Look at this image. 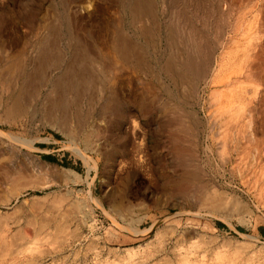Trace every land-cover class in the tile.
I'll return each mask as SVG.
<instances>
[{
	"label": "rangeland",
	"instance_id": "1",
	"mask_svg": "<svg viewBox=\"0 0 264 264\" xmlns=\"http://www.w3.org/2000/svg\"><path fill=\"white\" fill-rule=\"evenodd\" d=\"M52 28L53 58L69 38L103 56L122 28L141 54L108 55L107 93L92 89L70 135L40 112L58 65L30 101L7 84L8 62L29 70ZM183 57L185 77L166 67ZM0 86V264H264V0H0Z\"/></svg>",
	"mask_w": 264,
	"mask_h": 264
},
{
	"label": "bare ground",
	"instance_id": "2",
	"mask_svg": "<svg viewBox=\"0 0 264 264\" xmlns=\"http://www.w3.org/2000/svg\"><path fill=\"white\" fill-rule=\"evenodd\" d=\"M133 1V0H132ZM139 2L141 0H138ZM150 1V0H149ZM142 3V2H141ZM145 3V2H144ZM154 4V3H153ZM202 4V3H201ZM130 5V4H129ZM132 5V4H131ZM147 6V5H146ZM203 8V7H202ZM147 9V7H146ZM196 9V8H195ZM204 9V8H203ZM177 10V9H176ZM145 8H143V5L141 6L140 3L138 2H134L133 5L131 6V8L129 9V13H128V22L129 25L131 24V26H133V28L139 32L140 34H144V36L146 35V24L144 19H146L144 17V13H145ZM174 13V12H173ZM202 14V13H201ZM173 15V14H172ZM188 15V14H187ZM176 19V18H175ZM206 19V18H205ZM212 19V18H211ZM178 20V19H177ZM154 21V20H153ZM156 23V22H155ZM115 25V24H114ZM213 25V24H212ZM119 26V25H118ZM172 26V25H171ZM49 27V26H48ZM159 27V26H158ZM56 28V27H55ZM52 28L54 30H52V32L49 35V39L45 42V44H43V47L41 50H39V52L37 53L36 57L33 60V64L31 65L29 70H21L20 73H17L14 75V73L17 71H19V69H21V62L20 60L22 59H18L15 57L10 60L9 65V70L10 74L12 76V79H10L9 81H7L8 85H13V88L16 87V89H18L19 91V98L20 100H22V102L26 99L30 101V99L28 98H32V96L34 95V93H36V88L38 87V85L41 82H45L46 77H45V67H51L53 66H57L59 67V71L57 76L51 81V88L52 91L54 93L53 98H49L48 100H46L45 102H41V106H40V112L43 113V116L48 118V120H50L51 125L54 127L56 126V128L58 127L60 129V131H65L68 132V134L70 135L71 133V125L73 123L76 122L75 125H77L76 127H78L77 129H79V132H81L82 127L86 128L87 126V120L89 118L88 112H84V104L92 97L91 93L92 89L97 88V92L98 90L99 92V96L101 97V99H103L105 96H102L104 93L107 92H103L105 90H103L101 88V90L99 89L100 86H102V83L105 81L110 82L111 78H110V72L112 74V67H111V61L109 62L107 60L108 55H114V57L116 56L119 60H121V62L123 61L124 63L130 65L131 62L135 61L139 64L140 60V49L133 43H131V41L128 40L129 36L127 34L124 33V30L122 31V29L117 31V34L115 35L114 38H112V41L110 42V44L108 42L100 44L99 48H100V52L101 51H106L107 54H104L102 56V54H100L98 52V50H96L94 44L91 45V43H87V44H83L81 43L82 41H79V39H74L72 42V39L70 40V38L68 39V42H66L65 46L63 47L66 51L63 57H50V54L48 52L49 49H52V46L57 45L55 44L56 41L58 40V35L59 32L57 29ZM121 28V27H120ZM175 29V28H174ZM187 29V28H186ZM60 31V30H59ZM170 31V30H168ZM193 31V30H192ZM127 32V30H126ZM134 32V31H133ZM106 33V32H105ZM136 33V32H134ZM158 33V31H157ZM186 33V32H184ZM191 34V30L190 32H188V34ZM201 33V32H200ZM215 33V32H214ZM139 34V36H140ZM212 34V33H211ZM71 35V34H70ZM74 35V34H73ZM150 35V34H149ZM170 35V34H169ZM194 40L192 42H189L190 44V48L191 50H195V51H199L201 49L202 46V42L205 41L204 37L201 36V34H198V32H194L191 34ZM61 36V35H60ZM59 36V37H60ZM68 36V35H67ZM72 36V35H71ZM142 35V37H144ZM151 36V35H150ZM180 36V35H179ZM189 36V35H188ZM206 36V35H205ZM74 37V36H72ZM159 37V36H158ZM191 37V36H190ZM68 38V37H67ZM75 38V37H74ZM78 38V37H76ZM147 38V37H146ZM178 38V37H177ZM185 38V37H184ZM131 39V37L129 38ZM142 39V38H141ZM145 39V37H144ZM192 39V38H190ZM207 39V38H206ZM64 40V39H63ZM66 40V39H65ZM106 40V39H104ZM185 40V39H184ZM39 41V40H38ZM146 41V40H145ZM190 41V40H189ZM59 42V41H58ZM180 42V41H179ZM142 43V41H141ZM208 43V42H207ZM59 44V43H58ZM62 44V43H61ZM149 44V43H148ZM205 44V43H204ZM214 44V43H213ZM64 45V44H63ZM169 45V44H168ZM59 46V45H58ZM173 46V45H172ZM142 47V46H141ZM176 47V46H174ZM183 47V46H182ZM56 49V47H54ZM61 48V47H60ZM62 48V49H63ZM179 48V47H178ZM177 48V51H178ZM205 49V47H203ZM207 48V47H206ZM53 50V49H52ZM3 51V50H2ZM5 51V50H4ZM182 51V50H181ZM194 51V52H195ZM207 51V50H206ZM212 51V50H211ZM54 53V51H52ZM179 52V51H178ZM205 52V51H204ZM64 53V52H63ZM102 53V52H101ZM172 53V52H171ZM176 53V52H175ZM203 53V52H202ZM206 53V52H205ZM212 53V52H211ZM181 54V53H180ZM188 54V53H187ZM209 54V53H208ZM19 55V54H18ZM53 55V54H51ZM56 55V54H54ZM179 55V53H178ZM186 55V54H185ZM4 56V55H3ZM61 56V55H60ZM106 56V58H105ZM174 56V55H172ZM180 56V55H179ZM199 56V55H198ZM210 56V55H209ZM169 57V56H168ZM179 58V57H178ZM178 58H175L174 60H178ZM182 58V57H180ZM109 59V58H108ZM190 59V58H187ZM187 59L186 57L182 59V61L180 62V64H175L174 60L171 59V61L169 62L167 60V64L166 67L168 70L171 71L172 68L175 69H179L182 70L183 74L186 73L188 74L189 71L191 70H195V66L190 63V60H188L189 64L187 63ZM3 60V59H2ZM143 61V60H142ZM201 61V60H200ZM210 61V60H209ZM194 62V61H193ZM197 62V61H196ZM179 63V62H177ZM203 63V62H202ZM24 66V65H23ZM30 66V65H29ZM52 66V67H53ZM135 66V65H134ZM47 67V68H48ZM200 67V66H199ZM7 68V67H6ZM56 68V67H55ZM150 68V67H149ZM194 68V69H193ZM112 69V70H111ZM56 70V69H55ZM57 71V70H56ZM118 71V70H117ZM200 71V70H199ZM7 72V71H6ZM181 72V71H180ZM212 72V71H211ZM192 73V72H191ZM195 73V71H194ZM5 74V73H4ZM230 74V73H229ZM236 74V73H235ZM234 74V75H235ZM241 74V73H240ZM246 74V73H245ZM3 75V74H2ZM1 75V77H2ZM231 75V74H230ZM201 76V75H200ZM220 76V75H219ZM228 76V75H227ZM10 77V76H8ZM185 77V74H184ZM230 77V76H228ZM232 77V76H231ZM234 77V76H233ZM236 77V76H235ZM3 78V77H2ZM101 78V80H100ZM102 78L104 80H102ZM183 78V77H182ZM245 78V77H244ZM5 79V78H4ZM113 79V78H112ZM227 79V78H226ZM243 79V78H242ZM3 80V79H2ZM181 80V79H180ZM229 80V79H228ZM233 80V79H232ZM240 80V79H239ZM238 80V81H239ZM6 81V80H5ZM101 81V82H100ZM103 81V82H102ZM182 81V80H181ZM230 81V80H229ZM48 82V81H47ZM226 82V81H225ZM231 82V81H230ZM229 82V83H230ZM235 82V81H234ZM2 83V82H1ZM13 83V84H11ZM240 83V81H239ZM245 83V82H244ZM3 84V83H2ZM1 84V85H2ZM6 84V85H7ZM106 84V82H105ZM224 84V82H223ZM246 84V83H245ZM220 85V83H219ZM230 85V84H228ZM232 85V84H231ZM234 85V84H233ZM223 86V85H222ZM226 86V85H225ZM2 87V86H0ZM8 89L10 88L9 86L7 87ZM6 88V89H7ZM11 88V89H13ZM106 88V86L104 87ZM219 88V87H218ZM221 88V87H220ZM223 88V87H222ZM229 88V86H228ZM2 89V88H1ZM188 90V89H187ZM8 91V90H7ZM12 91V90H11ZM39 91V90H38ZM214 91V90H213ZM228 91V90H227ZM6 92V91H5ZM95 91V93H97ZM110 92V91H109ZM182 92V91H181ZM52 93V94H53ZM218 93V92H217ZM221 93V92H220ZM183 94V93H182ZM36 95V94H35ZM88 96V98H86ZM112 96V95H111ZM18 97V95H17ZM97 97V94L94 96ZM117 97V96H116ZM159 98V97H157ZM16 99V98H15ZM97 99V98H96ZM100 99V98H99ZM100 99V100H101ZM32 100V99H31ZM99 100V101H100ZM107 100V99H106ZM112 100V99H111ZM92 101V100H90ZM89 101V102H90ZM103 101V100H101ZM115 101V100H114ZM171 101V100H170ZM217 101V100H216ZM25 102V101H24ZM93 102V101H92ZM91 102V103H92ZM98 102V101H97ZM111 103H113L111 101ZM116 103V101H115ZM166 103V102H165ZM23 104V103H22ZM104 104V103H103ZM230 104V103H229ZM88 105V104H87ZM223 105V104H222ZM238 105V104H237ZM175 106V105H174ZM21 107V101H16L13 105L12 103V107L11 110L8 109V114H14L16 115V112L19 111ZM113 107V105L111 106ZM230 107V106H229ZM100 108V107H99ZM114 108V107H113ZM86 109V108H85ZM225 109V107L223 108ZM21 110V109H20ZM23 110V109H22ZM87 110V109H86ZM103 110V109H102ZM165 110V109H164ZM6 111V110H5ZM122 111V110H121ZM228 111V110H227ZM242 111V110H241ZM224 113V112H223ZM6 114V113H5ZM20 114V112L18 113ZM13 115V116H14ZM21 115V114H20ZM99 115V114H98ZM17 116V115H16ZM224 116V114H223ZM227 116V115H226ZM229 116V115H228ZM19 117V115H18ZM97 117V116H96ZM238 117V116H237ZM101 118V117H100ZM227 118V117H226ZM183 119V118H182ZM179 120V119H178ZM238 120V119H237ZM174 121V120H173ZM225 121V120H224ZM172 122V121H171ZM92 123V122H91ZM179 123V122H178ZM93 124V123H92ZM184 124V123H183ZM89 125V124H88ZM188 125V124H187ZM228 126V125H227ZM239 126V125H238ZM91 127V126H90ZM89 127V128H90ZM96 128V127H95ZM94 128V129H95ZM180 131L181 134H186L187 135V128L185 125H179L177 127ZM98 129V127H97ZM170 129V128H168ZM237 129V128H236ZM247 129V128H246ZM133 130V129H132ZM138 130V129H137ZM93 131V129H92ZM88 132V131H87ZM97 132V131H96ZM169 132V131H168ZM234 134V133H233ZM238 134V133H237ZM244 134V133H243ZM234 136V135H233ZM249 136V135H248ZM90 137V136H89ZM133 137V136H132ZM170 137V136H169ZM168 137V138H169ZM241 137V136H240ZM255 137V136H254ZM179 138V137H178ZM195 139V138H194ZM232 139V138H231ZM91 139H89L90 142ZM236 140V139H235ZM238 140V139H237ZM230 141V140H229ZM83 142L85 144H88V134L85 132L84 136H83ZM185 143V142H184ZM91 144V143H90ZM191 145V144H190ZM193 146V145H192ZM84 147V146H83ZM95 149V148H94ZM85 150V149H83ZM188 151V150H186ZM240 151V150H239ZM176 153V152H175ZM187 152H185L186 154ZM194 154V153H193ZM115 155V154H114ZM188 155V154H187ZM252 155V154H251ZM83 156V154H82ZM86 156V155H85ZM180 159L181 156L182 158L183 155H179ZM189 156V155H188ZM191 156V155H190ZM85 160H87V158H85L84 156L82 157ZM187 158V157H186ZM139 159V158H138ZM137 159V160H138ZM179 160V158H178ZM88 161V160H87ZM141 161V160H140ZM182 161V160H180ZM187 161V160H186ZM189 162V160L187 161V163ZM181 164V163H180ZM193 166V165H192ZM92 168V167H91ZM188 173V172H187ZM196 177V176H195ZM197 178V177H196ZM189 182V181H188ZM186 184V183H185ZM212 186V185H211ZM255 187V186H254ZM213 190V189H212ZM211 190V191H212ZM209 192V191H208ZM216 192V191H215ZM206 196V195H205ZM125 204V203H124ZM127 206V205H126ZM120 211H124V207H117ZM116 209V210H118ZM114 210V209H113ZM115 211V210H114ZM1 228V226H0ZM3 232V231H2ZM4 241V239L2 240ZM2 244V242L0 243V245ZM3 246V245H2ZM1 252V251H0ZM4 253V252H3ZM1 259V258H0ZM4 260V259H3ZM2 260V261H3Z\"/></svg>",
	"mask_w": 264,
	"mask_h": 264
}]
</instances>
